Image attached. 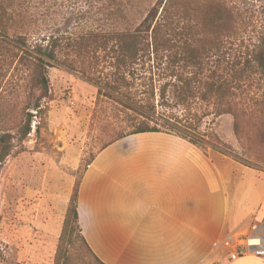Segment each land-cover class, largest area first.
<instances>
[{"label": "rangeland", "instance_id": "1", "mask_svg": "<svg viewBox=\"0 0 264 264\" xmlns=\"http://www.w3.org/2000/svg\"><path fill=\"white\" fill-rule=\"evenodd\" d=\"M26 1L36 28L65 34L81 33V15L88 11L97 13L107 3V0ZM129 1V24L137 26L158 0ZM226 1L236 11L237 31L221 42L220 49L213 50L204 76L213 70L227 75L233 68H242L243 58L264 41V0ZM111 63L110 59L101 58L94 71L95 78L54 63L48 69L49 97L43 101L38 114L31 109L26 111L31 103L26 71L12 68L0 72V128L17 134L25 124L26 113L33 114L31 133L23 142H15L0 176V264H56L60 243L44 234V224L51 220L58 223L63 216L65 219L67 199L71 198L92 159L120 132L129 131L133 119L143 120L120 100L142 110L154 106L152 118L162 133L184 138L187 135L204 152L220 150L246 167L264 171V77L259 73H253L250 80L235 90V109L240 111L241 125L237 136L233 129L234 117L231 114L215 116L213 103L200 99L194 79L195 98L184 105L176 106L171 101L170 106L162 105L160 88L180 77L193 78L192 68L186 69L164 53L153 54L152 46L127 69H115ZM117 75H120L119 87L123 94L118 96L120 100L111 97L107 89ZM247 149L254 152L252 156ZM253 178V171H245L246 184ZM243 192L246 197L247 189ZM258 199L256 193L242 207L256 211ZM259 225L264 226V220L246 222L235 233L242 234L241 241L246 244ZM69 239L61 247L59 264L64 261L81 264L86 249L77 232ZM224 241L218 245L216 242L204 260L197 257L191 263L231 261L232 249Z\"/></svg>", "mask_w": 264, "mask_h": 264}, {"label": "crops", "instance_id": "2", "mask_svg": "<svg viewBox=\"0 0 264 264\" xmlns=\"http://www.w3.org/2000/svg\"><path fill=\"white\" fill-rule=\"evenodd\" d=\"M245 171L254 173L247 184ZM256 193L258 209L245 210ZM77 205L81 234L104 264H194L246 222L264 220V171L173 134L133 135L92 159ZM63 223L47 221L44 234L59 241ZM225 264H264V256Z\"/></svg>", "mask_w": 264, "mask_h": 264}, {"label": "trees", "instance_id": "3", "mask_svg": "<svg viewBox=\"0 0 264 264\" xmlns=\"http://www.w3.org/2000/svg\"><path fill=\"white\" fill-rule=\"evenodd\" d=\"M26 2L0 0V72L12 68L26 71L30 93L28 99L31 101L26 111L31 109L37 114L42 111V103L49 97L48 69L54 63L95 78L94 71L101 58L110 59L115 69H127L135 65L152 46L153 54L164 53L182 63L186 69L194 70L193 78L180 77L173 84L167 83L160 88L162 105L170 106V101L176 106L184 105L190 98H195L193 84L196 83L200 99L213 103L215 116L231 114L234 117V132L240 135V111L235 109L237 104L234 93L242 83L251 79L253 73L264 77V41L243 58L242 68H233L227 75L213 70L204 76L205 65L211 59L213 50L220 49L221 42L233 37L237 31L236 11L226 0H158L149 7L146 17L137 26L129 24V0H107L99 12L88 11L81 15L82 31L75 34H65L58 30L46 32L36 28ZM100 24L104 26L100 28ZM119 76L107 86L111 91L108 94L116 100H120L119 95L123 96ZM193 79L196 80L194 83ZM120 102L134 110L143 120L136 122L133 119L130 130L120 132L102 150L133 135L162 133L152 118L154 106L142 110L123 100ZM26 116L25 124L17 134L0 128V176L15 149V142H23L31 133L33 114L27 112ZM152 123L155 124L152 126ZM181 138L199 147L191 137L185 135V138ZM217 151L230 158L220 150ZM247 151L249 156L254 153L251 149ZM233 160L237 161L235 158ZM77 200L78 184L66 211L56 264L61 260V247L66 241L69 243L70 235L74 232H77V237L86 249L81 264H104L81 234ZM63 264L68 263L64 261Z\"/></svg>", "mask_w": 264, "mask_h": 264}, {"label": "built area", "instance_id": "4", "mask_svg": "<svg viewBox=\"0 0 264 264\" xmlns=\"http://www.w3.org/2000/svg\"><path fill=\"white\" fill-rule=\"evenodd\" d=\"M242 234H231L225 239V243L231 247L232 253L230 254L231 260H237L245 255L264 256V235L256 228L251 237H248L246 244L241 241ZM257 240V244L252 243V240Z\"/></svg>", "mask_w": 264, "mask_h": 264}, {"label": "bare ground", "instance_id": "5", "mask_svg": "<svg viewBox=\"0 0 264 264\" xmlns=\"http://www.w3.org/2000/svg\"><path fill=\"white\" fill-rule=\"evenodd\" d=\"M256 242H257V241H255V244H257Z\"/></svg>", "mask_w": 264, "mask_h": 264}]
</instances>
